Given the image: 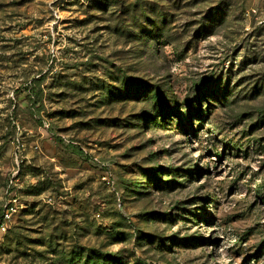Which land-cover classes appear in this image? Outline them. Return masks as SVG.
I'll list each match as a JSON object with an SVG mask.
<instances>
[{"label":"rangeland","instance_id":"obj_1","mask_svg":"<svg viewBox=\"0 0 264 264\" xmlns=\"http://www.w3.org/2000/svg\"><path fill=\"white\" fill-rule=\"evenodd\" d=\"M6 205L0 264H264V0H0Z\"/></svg>","mask_w":264,"mask_h":264},{"label":"built area","instance_id":"obj_2","mask_svg":"<svg viewBox=\"0 0 264 264\" xmlns=\"http://www.w3.org/2000/svg\"><path fill=\"white\" fill-rule=\"evenodd\" d=\"M15 210H16V209H15L14 207L6 205V207H5V209H4V213L2 214V218H3V220L0 221V226H1L0 228H1L2 230H5V229H6V228H5V221H6L8 218L11 217L12 213H13Z\"/></svg>","mask_w":264,"mask_h":264}]
</instances>
